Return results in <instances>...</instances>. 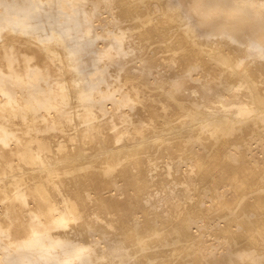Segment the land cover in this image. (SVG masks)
<instances>
[{
	"label": "bare ground",
	"instance_id": "1",
	"mask_svg": "<svg viewBox=\"0 0 264 264\" xmlns=\"http://www.w3.org/2000/svg\"><path fill=\"white\" fill-rule=\"evenodd\" d=\"M0 264H264V0H0Z\"/></svg>",
	"mask_w": 264,
	"mask_h": 264
}]
</instances>
